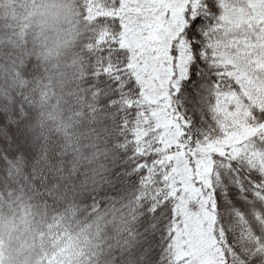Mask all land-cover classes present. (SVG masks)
<instances>
[{"label":"snow or ice","instance_id":"6c2138e0","mask_svg":"<svg viewBox=\"0 0 264 264\" xmlns=\"http://www.w3.org/2000/svg\"><path fill=\"white\" fill-rule=\"evenodd\" d=\"M83 86L118 121L105 239L65 213L40 264H264V0H80ZM30 108L0 98V171L62 177ZM49 172L45 177L42 173ZM115 203V201L113 202Z\"/></svg>","mask_w":264,"mask_h":264},{"label":"trees","instance_id":"16d2710c","mask_svg":"<svg viewBox=\"0 0 264 264\" xmlns=\"http://www.w3.org/2000/svg\"><path fill=\"white\" fill-rule=\"evenodd\" d=\"M15 32L13 24L0 29V33L10 36ZM82 33L65 58L66 73L59 78H52L39 58L27 52V46L23 51L6 49L9 55L0 59L4 65L0 71V98L10 93L31 109L40 144L52 157L50 162L57 163L62 177L50 186L58 190L50 191L34 183L37 177L29 162L19 161L9 171L11 183L0 171V207L10 206L16 215L43 218L45 233L52 217L65 213L69 222L73 216L77 223L84 221L85 232L99 227L100 232L95 234L105 239L104 226H111L113 209H119L130 192L109 193L111 200L97 197L99 210L90 214L92 201H86V197L103 190L109 178L115 179L112 172L120 166V137L119 122L83 86L86 65ZM42 174L49 176L48 171Z\"/></svg>","mask_w":264,"mask_h":264},{"label":"clouds","instance_id":"9594fccd","mask_svg":"<svg viewBox=\"0 0 264 264\" xmlns=\"http://www.w3.org/2000/svg\"><path fill=\"white\" fill-rule=\"evenodd\" d=\"M15 25L14 35L0 33V59L6 49L34 54L52 78L67 71L65 58L83 31L79 0H0V29ZM4 65L0 64V71ZM43 218L14 214L0 207V264H40L46 249Z\"/></svg>","mask_w":264,"mask_h":264}]
</instances>
